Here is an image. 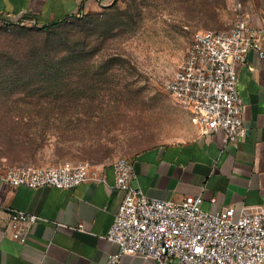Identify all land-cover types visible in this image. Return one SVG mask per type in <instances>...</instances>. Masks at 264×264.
<instances>
[{"label":"rangeland","instance_id":"obj_1","mask_svg":"<svg viewBox=\"0 0 264 264\" xmlns=\"http://www.w3.org/2000/svg\"><path fill=\"white\" fill-rule=\"evenodd\" d=\"M248 6L264 22V0H248ZM233 11L234 0H114L94 15L102 22L88 29L70 24L75 20L50 31L0 29V64L9 67L0 69V164H99L189 137L192 121L167 83L195 32L230 27ZM64 39L80 52L59 76L16 71L20 78H6L12 60L28 58V42L41 46ZM52 109L80 113L68 135L73 147L58 161L42 159L52 149L34 159L15 156L8 142L20 135L21 119Z\"/></svg>","mask_w":264,"mask_h":264},{"label":"crops","instance_id":"obj_2","mask_svg":"<svg viewBox=\"0 0 264 264\" xmlns=\"http://www.w3.org/2000/svg\"><path fill=\"white\" fill-rule=\"evenodd\" d=\"M114 0H0L3 15L38 27L70 17L98 12ZM251 23L264 27L251 12ZM238 90L246 105V137L226 144L224 130L205 134L192 121L189 137L155 144L129 157L138 177L134 186L152 197L181 201L203 195V208L219 212L264 203V57L252 50L238 64ZM181 108V107H180ZM182 109V108H181ZM105 177L72 188L13 186L0 178V264H106L118 245L106 238L123 192L112 187L115 174L109 163L96 164ZM35 213L43 219L25 243L6 233L10 210ZM120 264H157L152 258L123 256Z\"/></svg>","mask_w":264,"mask_h":264},{"label":"built area","instance_id":"obj_3","mask_svg":"<svg viewBox=\"0 0 264 264\" xmlns=\"http://www.w3.org/2000/svg\"><path fill=\"white\" fill-rule=\"evenodd\" d=\"M233 12L230 27L195 32L184 61L167 83L168 93L192 114L193 122L208 135L224 130L226 144H238L248 133L238 64L252 50L264 57V27L251 23L248 0H234ZM10 23L12 18L0 11V26ZM107 163L115 174L112 187L123 192V199L106 235L118 249L106 264H120L126 255L152 258L157 264H264V203L244 206L237 217L232 206L216 213L206 210L203 195L181 201L152 197L133 185L138 177L134 160L119 157ZM0 178L32 188H72L87 180H106L90 161L46 167L3 163ZM41 219L12 209L5 231L25 243Z\"/></svg>","mask_w":264,"mask_h":264},{"label":"trees","instance_id":"obj_4","mask_svg":"<svg viewBox=\"0 0 264 264\" xmlns=\"http://www.w3.org/2000/svg\"><path fill=\"white\" fill-rule=\"evenodd\" d=\"M99 13L100 12H89L81 17H70L41 27L30 25L33 27L25 28L23 26L29 25H21L13 22L1 25L0 29L11 30L21 26L23 30L26 31L24 33L32 32L33 29L40 32L50 31L52 29H58L71 20L75 21L70 24L76 26L82 25L84 29H88L86 27L102 22L94 17V15L98 16ZM18 36L22 38L24 36L23 32H19ZM28 43V52L30 53L27 55L28 58L21 62L12 60L11 63L13 65L10 68V73L6 75V78L17 80V78L21 77L16 76L18 72H24L31 76L42 72L48 79L54 78L59 76L60 69L64 68L66 64L69 65V62L76 61V56L78 52H80H77L74 46L71 47L65 39L60 42H45L41 46L33 45L35 41ZM5 67H8V65L0 64V69H3V71ZM16 71L18 72L16 73ZM5 72L6 71H4V73ZM37 113L39 114H32L27 117L26 120L17 116L18 120L21 119V133L18 137L12 138L8 142V145L12 150H17L14 155L19 158L30 157L34 159L38 152L52 149L50 156H45L42 159L47 161H58L66 155L69 148L73 147L74 141L68 138V135L75 130L76 120L79 119L80 113L66 109H52L48 111H39Z\"/></svg>","mask_w":264,"mask_h":264}]
</instances>
